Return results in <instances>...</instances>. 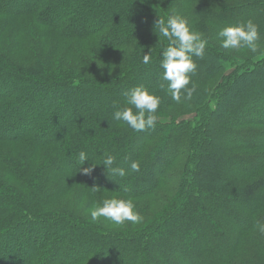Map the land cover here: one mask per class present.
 I'll list each match as a JSON object with an SVG mask.
<instances>
[{
    "label": "trees",
    "instance_id": "obj_1",
    "mask_svg": "<svg viewBox=\"0 0 264 264\" xmlns=\"http://www.w3.org/2000/svg\"><path fill=\"white\" fill-rule=\"evenodd\" d=\"M185 8L208 42L181 93L194 117L161 123L177 102L156 74L169 42L155 23ZM0 19V264H264V51L242 58L218 36L251 19L264 44V0H0ZM143 76L160 105L137 132L114 113ZM105 198L131 200L141 222L93 221Z\"/></svg>",
    "mask_w": 264,
    "mask_h": 264
},
{
    "label": "clouds",
    "instance_id": "obj_2",
    "mask_svg": "<svg viewBox=\"0 0 264 264\" xmlns=\"http://www.w3.org/2000/svg\"><path fill=\"white\" fill-rule=\"evenodd\" d=\"M155 31L159 36L166 38L169 45L162 51L161 67L164 69L163 79L168 81V91L171 93L172 100L181 102V93H186L185 99H191L196 90L195 85L187 87L190 83L189 73L195 71L197 65L193 56H203L207 46V40L201 33L193 31L188 25V21L179 15L170 16L165 23L161 17L155 23ZM218 36L223 38L222 47L225 49H239L247 47L253 51L257 48L259 40L258 25L251 19L246 23L228 26L223 28ZM150 55L144 54L143 63L150 62ZM127 104L133 107H127L117 110L114 113V119L122 120L134 131H142L146 128L154 127L157 122L156 111L160 105V98L144 87H135L127 93ZM89 159L85 151L79 152V161L83 165ZM115 157L106 154L103 165L107 171L124 176L125 172L120 168H113ZM96 164L93 162L89 167L83 168L85 174H91ZM139 162L133 161L130 165L132 172L139 171ZM81 169H79L80 171ZM94 192H99L100 187H92ZM91 219L97 221L103 217L115 225H123L125 222L137 224L141 222L142 216L135 209L131 200L118 198H105L101 204L93 208L90 212ZM259 232L264 233V224H257Z\"/></svg>",
    "mask_w": 264,
    "mask_h": 264
},
{
    "label": "rangeland",
    "instance_id": "obj_3",
    "mask_svg": "<svg viewBox=\"0 0 264 264\" xmlns=\"http://www.w3.org/2000/svg\"><path fill=\"white\" fill-rule=\"evenodd\" d=\"M167 3H169V0H165ZM246 12V11H245ZM175 14L176 15H179L181 17H183L184 19H186L187 17H189V11L187 8H185L184 10H180V11H175ZM250 14V11L248 10L242 17H238L237 18V22L239 23V21H241L243 19L244 16ZM0 21H4L3 19H0ZM12 28L8 29L7 31V38H9L12 33H14L13 29H15V26L14 25H11ZM223 39V38H222ZM219 45L221 46L222 45V42H219ZM222 47V46H221ZM25 49L27 48L26 46L24 47ZM227 50H232V51H235V53L239 56H241L242 58L244 57H247V56H250V55H255V54H259V53H262L264 51V44H262L261 46L257 47L255 51H249L248 49H244V48H239V49H227ZM17 51L18 53H20V55L24 58V60H28V57H27V51L26 50H23L21 48H17ZM114 54V53H113ZM96 55L95 53L92 54V56ZM105 61V59H103ZM99 62H103L101 60H98ZM163 72H164V69L161 70L160 72L156 73L158 75L161 76L162 78V81L164 80L163 79ZM155 77V76H154ZM160 78V77H159ZM156 80H158L157 78H155ZM151 81H153V76L150 78V77H141V80H139V82H136L134 85H131L129 86L126 90H131L135 87H137V85L140 83L141 85L143 84H149L151 83ZM139 84V85H140ZM139 87V86H138ZM107 101V99H105ZM257 103H259L257 101ZM256 103H251L249 104L248 106H246L245 108L249 107V106H253V114L254 116H256V114H259L260 112L258 111V105H255ZM89 107L91 106H94L93 104L91 105H87ZM192 107L189 108V106H187L186 104L182 103V102H179L177 103L176 105H173V106H169V108H165L164 110H161L158 112V115H159V121L161 123H169L171 122L173 119H178V120H181V119H192L194 117V114L190 113L192 111ZM258 111V112H257ZM262 117V116H261ZM264 118V117H262ZM152 131V130H150ZM143 138V137H142ZM142 138H139L138 142H141ZM249 139V137H247ZM251 139V138H250ZM165 156H161L159 157L158 161L160 163L163 162V159H164ZM78 164V163H77ZM80 164V162H79ZM130 166V161H129V165ZM74 191L75 189H72L70 191H67L62 197H61V200L63 202L64 205H69V206H72L73 204V199H74ZM139 203H142V202H139ZM168 220V219H166ZM203 230V234L206 235V232H205V228H202ZM221 231V229H219ZM204 236V238H205ZM8 239V238H7ZM23 239V238H22ZM158 244L160 245L161 249H163L165 246V243L163 241V239L161 238V240H157ZM191 243H186L185 245V248L189 250V248L191 247ZM204 247V244L203 242L202 243H199L197 245L194 246V249L195 251L196 250H199L200 248H203ZM185 248H183L184 250H186ZM192 248V247H191ZM162 251V250H161ZM56 252V251H55ZM163 252V251H162ZM201 252V251H200ZM200 252H197V253H200ZM187 251H185V256H187ZM22 256V254H20ZM20 255L17 254V258H19L20 260ZM170 263L172 264H184V260L182 258H180L177 254V252H175L173 254V259L170 260ZM21 264V263H20Z\"/></svg>",
    "mask_w": 264,
    "mask_h": 264
}]
</instances>
